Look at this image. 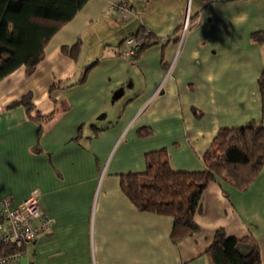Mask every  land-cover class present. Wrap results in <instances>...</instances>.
Returning a JSON list of instances; mask_svg holds the SVG:
<instances>
[{
  "label": "crops",
  "instance_id": "crops-1",
  "mask_svg": "<svg viewBox=\"0 0 264 264\" xmlns=\"http://www.w3.org/2000/svg\"><path fill=\"white\" fill-rule=\"evenodd\" d=\"M116 1L87 0L31 74L21 65L0 79V198L37 190L53 218L0 264H210L219 227L253 236L264 263V166L244 190L210 182L199 231L178 242L172 216L140 210L120 185L145 171L148 151L165 147L174 170H202L220 127L264 123V44L251 38L264 30V0H127L126 16ZM141 25L157 42L132 59L122 42ZM26 93L29 111L11 106Z\"/></svg>",
  "mask_w": 264,
  "mask_h": 264
},
{
  "label": "trees",
  "instance_id": "trees-1",
  "mask_svg": "<svg viewBox=\"0 0 264 264\" xmlns=\"http://www.w3.org/2000/svg\"><path fill=\"white\" fill-rule=\"evenodd\" d=\"M86 1L0 0V79L21 65L27 75L31 74L43 59L51 37ZM132 35L143 37L139 48L130 56L132 59L157 42L155 33L147 31L144 25ZM251 38L264 44V30L252 32ZM77 47L76 44L63 46L62 51L73 54ZM94 63L86 66V72ZM58 85L55 81L49 91ZM258 85L264 102V70ZM29 99L26 93L11 106L23 104L29 111L32 105ZM202 159V170L177 171L170 165L167 149L162 147L145 153L144 172L120 175L123 192L140 210L172 216L170 238L173 242L199 231L195 214L201 210L202 194L210 182L221 180L244 190L258 177L264 166V123L251 119L236 126L220 127ZM17 247L3 244L0 255L7 256L19 250ZM205 252L210 264H264L259 243L253 236L229 235L222 227L214 231Z\"/></svg>",
  "mask_w": 264,
  "mask_h": 264
},
{
  "label": "built area",
  "instance_id": "built-area-1",
  "mask_svg": "<svg viewBox=\"0 0 264 264\" xmlns=\"http://www.w3.org/2000/svg\"><path fill=\"white\" fill-rule=\"evenodd\" d=\"M113 6L123 15L132 14L130 3L127 0H119ZM186 22L184 23V28ZM143 37L140 35H129L122 42V53L131 56L139 48ZM40 219L37 226L33 220ZM53 224V218L43 215L38 200V191L33 190L27 197L16 204L12 203L10 197L0 198V249L1 245L13 244L23 245L35 239L37 233ZM20 255L19 250H14L7 256H1L0 260L15 259Z\"/></svg>",
  "mask_w": 264,
  "mask_h": 264
},
{
  "label": "clouds",
  "instance_id": "clouds-1",
  "mask_svg": "<svg viewBox=\"0 0 264 264\" xmlns=\"http://www.w3.org/2000/svg\"><path fill=\"white\" fill-rule=\"evenodd\" d=\"M247 20V14L246 13H241L239 16L235 18L233 21L234 23H243L244 21ZM209 80H211V77H209Z\"/></svg>",
  "mask_w": 264,
  "mask_h": 264
}]
</instances>
